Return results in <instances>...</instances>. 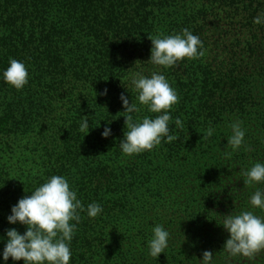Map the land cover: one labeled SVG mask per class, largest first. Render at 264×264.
I'll return each instance as SVG.
<instances>
[{
    "label": "trees",
    "instance_id": "1",
    "mask_svg": "<svg viewBox=\"0 0 264 264\" xmlns=\"http://www.w3.org/2000/svg\"><path fill=\"white\" fill-rule=\"evenodd\" d=\"M262 14L264 0H0V264H24L3 259L7 230H27L8 216L53 175L67 178L85 209L103 208L71 221L70 264H202L206 250L211 264H264V251L254 260L230 256L222 225L245 210L264 216L250 204L264 183L244 186L241 175L264 163V23L253 22ZM185 28L202 40V57L170 68L148 61V34ZM10 58L28 68L21 90L3 78ZM153 71L178 92L169 124L178 139L127 156L121 94L141 109L134 119L155 118L132 83ZM85 116L87 135L79 130ZM236 120L244 146L228 159ZM6 147L12 156L3 161ZM157 224L170 238L154 258L148 242Z\"/></svg>",
    "mask_w": 264,
    "mask_h": 264
},
{
    "label": "clouds",
    "instance_id": "2",
    "mask_svg": "<svg viewBox=\"0 0 264 264\" xmlns=\"http://www.w3.org/2000/svg\"><path fill=\"white\" fill-rule=\"evenodd\" d=\"M262 17L264 14L258 15L253 22L264 23ZM148 38L152 41L151 56L148 61L153 65L170 68L185 58L192 60L204 55V51H201L202 40L187 28L183 29L182 33L173 35L148 34ZM3 78L14 88L21 90L29 82V71L24 62L10 58V66L3 72ZM132 83L138 92L139 104L146 106L149 112L157 115L155 118L144 116L142 120L134 119L132 114L139 113L141 109L137 103H129L128 97L121 94L127 131L120 142V147L127 156L151 151L161 145L162 141L171 143L178 139L177 136L170 134L169 124L172 121L170 110L179 103V95L166 76L155 71L150 77L137 72L133 76ZM102 94L106 95L107 89ZM175 124L183 128V122L179 118H176ZM230 127L232 134L227 137V146L232 151L224 152V156L228 159L233 152L244 146L246 135L242 121L236 120ZM79 130L86 135L89 133L87 116L80 123ZM213 132L214 129L209 126L206 136H212ZM102 135L110 136L111 128H105ZM251 150L249 146H245V151ZM241 175L244 186L264 183V163L256 162L250 169H242ZM250 204L253 208L264 210V190L257 188L250 198ZM85 210L89 217L95 218L102 213L103 208L99 203L93 202L85 209L66 177L51 176L31 195L24 196L12 207L8 221L12 224L17 222L24 224L27 230L24 234L16 228L7 230L8 239L3 250V259L8 261L11 257L14 261L23 260L24 264H70L72 256L70 243L76 231V224L71 221L79 223L80 213ZM222 225L230 233L223 248L230 256L242 255L254 260L264 251V216L245 210L239 214L227 215ZM152 231L153 237L148 242L149 254L158 258L168 248L170 233L159 224L155 225ZM212 259V251L203 252L202 264H211Z\"/></svg>",
    "mask_w": 264,
    "mask_h": 264
},
{
    "label": "rangeland",
    "instance_id": "3",
    "mask_svg": "<svg viewBox=\"0 0 264 264\" xmlns=\"http://www.w3.org/2000/svg\"><path fill=\"white\" fill-rule=\"evenodd\" d=\"M4 141H6V139H4ZM9 142H11V140H9ZM1 146H4V145H1ZM12 147H13V150H14L15 148H14L13 145H12ZM11 151H12V150H10L8 147H6V152H7V153L3 155V159H2L3 161H4V160H7V159L9 158V156H12V155H11ZM17 153H18V152H17ZM31 172H34L35 174L37 173V172L34 171V170H32Z\"/></svg>",
    "mask_w": 264,
    "mask_h": 264
}]
</instances>
